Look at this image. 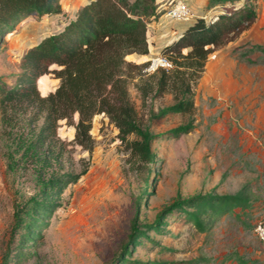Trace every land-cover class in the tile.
I'll list each match as a JSON object with an SVG mask.
<instances>
[{"label":"rangeland","instance_id":"1","mask_svg":"<svg viewBox=\"0 0 264 264\" xmlns=\"http://www.w3.org/2000/svg\"><path fill=\"white\" fill-rule=\"evenodd\" d=\"M83 1L60 0L59 14H31L0 36V80L13 84L25 50ZM177 1H153L154 20L151 13L145 18L148 52L126 55L125 61L145 64L147 71L149 59L166 58L160 47L191 18L207 20L245 3L255 17L208 55L192 88L190 114L150 118V111L157 114L171 103L170 95L149 94L142 104L128 85L142 127L158 136L150 144L152 161L132 162L103 114L92 117L88 152L74 143L73 126L65 120L58 121L53 138L39 144L41 117L33 119L29 107L23 112L0 106V264H264V243L253 231L254 222L264 219V56L255 47L264 48V0H181L191 17H164L162 10ZM57 84L46 73L38 91L45 95ZM188 120L187 133H165ZM75 121L73 115L70 122ZM80 170L85 172L60 191L48 183ZM44 193L51 211L42 223L44 215L31 208ZM201 195H237L248 205L214 218L209 208L197 211L203 230L186 220L185 212L193 210L187 205L167 210ZM135 212L143 234L125 254Z\"/></svg>","mask_w":264,"mask_h":264},{"label":"trees","instance_id":"2","mask_svg":"<svg viewBox=\"0 0 264 264\" xmlns=\"http://www.w3.org/2000/svg\"><path fill=\"white\" fill-rule=\"evenodd\" d=\"M153 1L84 0L73 16L60 21L53 32L25 50L19 61L21 70L15 74L13 84L0 80V106L10 104L16 110L22 108L23 112L29 107L33 110V119L41 117V125L35 134V141L39 144L53 138L58 121L65 120L73 126L74 143L88 152L92 117L103 114L117 129V137L132 162L152 161L150 144L158 136L142 127L128 85L135 87L142 104L149 94L152 99L161 94L170 95L171 103L157 114L150 111V118L173 113L190 114L192 88L208 55L233 41L235 35L247 28L255 17L254 10L245 3L238 7L231 5L225 12L214 14L207 20L203 16L191 18L182 28L176 29L169 43L160 47L171 67L157 68L149 73L143 70L145 64L127 62L124 57L147 54L145 18L151 13L150 21L154 20ZM59 2L0 0V36L11 32L19 21L31 14H59ZM255 47L264 56V48ZM51 65L58 68L50 69ZM46 73H51L58 84L53 91L40 95L38 81ZM73 115L76 121L70 122ZM191 128L192 122L188 120L165 133L177 137ZM84 172L63 174L48 183L60 191ZM47 198L44 193L42 200L33 202L31 208L44 215L42 223L51 211ZM183 204L194 210L186 211L185 218L199 230H203L204 222L197 216V211L209 208L210 216L214 218L233 207L248 205L246 198L237 195H201L175 202L167 210ZM137 215L135 212L130 223L128 243L123 246L125 254L128 245H134L138 236L143 234ZM144 227L155 229L156 226L145 224Z\"/></svg>","mask_w":264,"mask_h":264},{"label":"built area","instance_id":"3","mask_svg":"<svg viewBox=\"0 0 264 264\" xmlns=\"http://www.w3.org/2000/svg\"><path fill=\"white\" fill-rule=\"evenodd\" d=\"M163 16L171 19L177 20H187L191 17V13L189 8L183 3L181 0L175 2L174 5L166 8L163 12ZM148 43V37L146 38ZM171 64L168 60H166L163 56H156L149 59V63L146 67V70L154 71L157 68H170ZM253 231L257 235L258 239L264 243V219L257 220L254 222Z\"/></svg>","mask_w":264,"mask_h":264}]
</instances>
